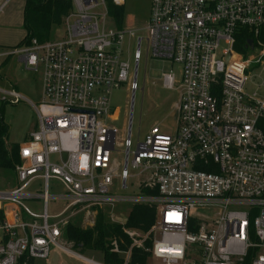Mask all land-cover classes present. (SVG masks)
I'll return each mask as SVG.
<instances>
[{"label":"built area","instance_id":"2783aa9c","mask_svg":"<svg viewBox=\"0 0 264 264\" xmlns=\"http://www.w3.org/2000/svg\"><path fill=\"white\" fill-rule=\"evenodd\" d=\"M71 3L60 38L0 49V65L17 56L42 74L37 128L20 144L16 184L0 190V264L45 259L53 247L105 264L74 248L63 232L67 218L82 211L89 226L99 212L123 224L113 210L121 202L153 206L156 214L147 232L124 228L126 250L110 240L123 264L133 248L162 264H264V96L245 88L250 72L264 69V0H150L143 29L120 27L107 0ZM243 29L254 39L239 52L234 43ZM140 30L144 37H136ZM143 39L146 58L181 66L178 80L173 71L161 75L163 87L179 91L178 119L172 133L152 125L131 150L130 134L119 139L108 124L109 94L121 82L137 89ZM126 40H136V50L128 52ZM22 97L0 88L3 102ZM117 145L125 149L122 169L113 158ZM128 167L145 175L140 193H112L116 178L127 187ZM50 179L58 192L50 193ZM52 199L60 202L53 210Z\"/></svg>","mask_w":264,"mask_h":264},{"label":"rangeland","instance_id":"374dc122","mask_svg":"<svg viewBox=\"0 0 264 264\" xmlns=\"http://www.w3.org/2000/svg\"><path fill=\"white\" fill-rule=\"evenodd\" d=\"M21 0H0V30L22 31L23 26L21 16L16 15V4ZM150 0H123V24L120 27H144L149 15ZM18 22L15 24V18ZM21 24V25H20ZM108 27H110L108 25ZM63 35V28L60 25L51 27L49 37L60 38ZM145 36V31L136 32V37ZM223 46L224 43L221 42ZM125 48L128 52L136 50V40L125 42ZM220 52V51H219ZM140 60L137 68V89L135 92L129 89L128 84L121 82L118 86L113 87L110 91V103L113 108L109 115L111 119H107L108 124L112 125L116 130V136L119 139L127 138L130 134L131 150L135 147L137 139H142L149 128L157 124L164 132H174L177 126L178 112L176 103L179 100V91L177 89L165 88L162 85L161 75L164 72L173 71L177 80L180 79L181 66L172 64L170 61L149 55L146 58V41L143 39L140 45ZM132 63V71L135 77V63ZM0 87L8 88V85L14 86L22 93L21 98L17 102L1 101L0 100V118L8 125L7 142H23V136L37 128L38 115L34 105H38L41 101L39 71L25 69L24 66L18 64L15 58H12L6 66L0 68ZM250 80L246 83L248 92L257 91L261 96H264V69L256 68L249 74ZM15 88V87H14ZM134 93V94H133ZM38 94V96H37ZM133 95V97H132ZM113 158L121 164L123 168L126 160L125 149L117 145L113 151ZM131 155L128 156V161ZM128 172L131 175L127 179V187H122L118 178L115 179V185L112 188V193L117 195L129 196L139 194L140 191L137 182L141 181L145 175L137 176L138 170L128 167ZM133 175V176H132ZM39 181L35 180L30 187H35ZM50 193L58 192L60 189L55 185V180L50 179ZM16 184V175L13 170L0 171V189L10 188ZM60 202L55 200L49 201L50 209ZM34 210H38L36 203L26 202ZM131 209V204L121 202L114 207V213L123 221ZM206 213V210H202ZM106 219H109L108 217ZM69 223H77L81 227H91L88 224V219L84 211L72 215L67 218ZM143 236L146 233L141 234ZM154 237L158 236L155 231L152 232ZM145 239V238H144ZM143 240V239H142ZM144 244V240H143ZM145 247V244H144ZM86 257L93 258L96 261L102 262V255L99 251H86L83 253ZM73 258L63 254L56 247H53L50 255L45 259H35L34 264H60L66 262L67 258ZM75 259V258H74ZM147 264H162L160 260L147 257ZM72 264H86L83 261L72 260Z\"/></svg>","mask_w":264,"mask_h":264},{"label":"trees","instance_id":"16d2710c","mask_svg":"<svg viewBox=\"0 0 264 264\" xmlns=\"http://www.w3.org/2000/svg\"><path fill=\"white\" fill-rule=\"evenodd\" d=\"M108 12L113 16L119 26L123 24L122 5L114 4L107 0ZM72 7L71 0H24L23 5V29L25 31L22 39L16 44L20 45L37 38L39 41L49 39L51 27L61 25L62 19L68 14ZM262 37V36H260ZM254 36L247 29L237 33L234 49L246 52L247 39ZM8 125L0 118V171L14 170L19 161V143L7 142ZM145 192L155 194L156 191L143 189ZM156 218L155 208L145 204H133L123 224L115 223L106 219L102 213H98L91 227L83 228L77 223H69L63 236L73 243L74 248L81 253L86 251H99L105 264H123L121 254L110 251V240L116 239L121 250H126L130 239L124 232V228H132L147 232ZM151 244V239L146 245ZM148 252L140 248H133L132 260L129 264H146ZM34 258L22 257L18 264H34Z\"/></svg>","mask_w":264,"mask_h":264},{"label":"crops","instance_id":"0c3cea01","mask_svg":"<svg viewBox=\"0 0 264 264\" xmlns=\"http://www.w3.org/2000/svg\"><path fill=\"white\" fill-rule=\"evenodd\" d=\"M23 5H24V0H21L19 3L16 4V15H17V17L18 16H21V20L20 21L22 23H23V13H22V11H23ZM17 17L15 18V21H16L15 24H17V22H18ZM24 33H25L24 29H22L21 32L20 31L19 32L18 31H13V28H12L11 31H9V30H0V49H7V48H10V47L15 46L22 39V37L24 36ZM12 58H15L16 62L18 64H21V66H23L22 61H21V59L19 57H17V56H11V57H7V58H2L0 68L2 66H6L8 64V62ZM36 72H38V71H36ZM39 73H40V76H39V80H40V92H39V96L42 97V74H41L40 71H39ZM13 85H14L13 87L10 86V85H8V88H4V87H0V88L1 89H9V88H14L15 87L14 89H16L19 93H21L18 90V88H16L17 87L16 84L14 83ZM21 95H22V93H21ZM37 96H38V94H37ZM24 98L26 99L25 96H24ZM29 102L34 106V103H32L31 101H29ZM28 134H29V132H27L23 136V141L26 139V137H27ZM13 142H15V141H13ZM17 143H19V145L21 144L20 142H17ZM14 185L15 184H13V186ZM6 189H9V188L0 189V190H6ZM104 216L107 218L106 215H104ZM66 258H67V261L66 262H61L60 264H72V260H77V259H74V258H72V259L71 258H68V257H66ZM77 261H80V260H77ZM102 263H103V261H102Z\"/></svg>","mask_w":264,"mask_h":264},{"label":"water","instance_id":"95a60500","mask_svg":"<svg viewBox=\"0 0 264 264\" xmlns=\"http://www.w3.org/2000/svg\"><path fill=\"white\" fill-rule=\"evenodd\" d=\"M249 43H251V39L248 41ZM134 94V93H133ZM132 97H133V95H132Z\"/></svg>","mask_w":264,"mask_h":264}]
</instances>
